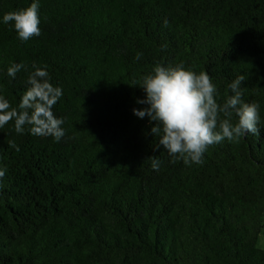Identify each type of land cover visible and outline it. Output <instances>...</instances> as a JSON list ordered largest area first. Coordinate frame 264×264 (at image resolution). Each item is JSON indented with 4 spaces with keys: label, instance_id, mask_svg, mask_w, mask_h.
I'll list each match as a JSON object with an SVG mask.
<instances>
[{
    "label": "trees",
    "instance_id": "1",
    "mask_svg": "<svg viewBox=\"0 0 264 264\" xmlns=\"http://www.w3.org/2000/svg\"><path fill=\"white\" fill-rule=\"evenodd\" d=\"M31 2L0 0V94L16 107L47 66L65 136L0 128V264H264V0H40L41 35L21 41L2 17ZM157 61L206 72L220 103L245 75L260 134L171 163L132 111Z\"/></svg>",
    "mask_w": 264,
    "mask_h": 264
},
{
    "label": "clouds",
    "instance_id": "2",
    "mask_svg": "<svg viewBox=\"0 0 264 264\" xmlns=\"http://www.w3.org/2000/svg\"><path fill=\"white\" fill-rule=\"evenodd\" d=\"M40 0L24 8L3 14L2 22L11 23L21 41H28L41 35ZM166 47V46H165ZM142 53H137L139 60ZM47 66L33 64V71L27 78L28 87L22 94L16 107L0 94V128L14 122V130L23 134L27 131L34 136H51L59 142L65 136L63 118H58L53 107L63 95L59 86L50 83ZM25 68L21 63H13L7 68V75L15 77ZM246 76L241 74L228 84L230 95L218 102L219 92L212 78L206 72H195L184 65L166 66L157 61L152 71L134 80L131 85H139L145 92L144 99L137 103L146 107L132 111L138 118L148 117L152 123L151 134L157 138L154 150L161 146L171 158L185 165L202 164L208 148L225 139L233 141L251 133L260 134V105L257 102H245L241 82ZM235 115L236 122L233 123ZM9 146L19 151L14 141ZM151 166L159 170L161 160L149 156ZM6 169H0V178Z\"/></svg>",
    "mask_w": 264,
    "mask_h": 264
},
{
    "label": "rangeland",
    "instance_id": "3",
    "mask_svg": "<svg viewBox=\"0 0 264 264\" xmlns=\"http://www.w3.org/2000/svg\"><path fill=\"white\" fill-rule=\"evenodd\" d=\"M256 245L260 249L264 250V227H263L262 231L260 232V234L258 235V239H257Z\"/></svg>",
    "mask_w": 264,
    "mask_h": 264
}]
</instances>
